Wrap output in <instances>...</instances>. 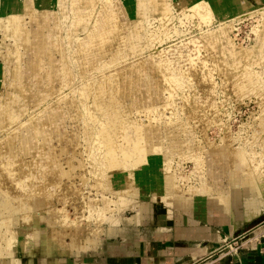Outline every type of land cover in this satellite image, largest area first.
Returning a JSON list of instances; mask_svg holds the SVG:
<instances>
[{
	"label": "rangeland",
	"instance_id": "rangeland-1",
	"mask_svg": "<svg viewBox=\"0 0 264 264\" xmlns=\"http://www.w3.org/2000/svg\"><path fill=\"white\" fill-rule=\"evenodd\" d=\"M234 189L263 220L264 0H0V225L19 237L0 238L5 257L82 231L94 247L146 193L228 204Z\"/></svg>",
	"mask_w": 264,
	"mask_h": 264
},
{
	"label": "crops",
	"instance_id": "crops-1",
	"mask_svg": "<svg viewBox=\"0 0 264 264\" xmlns=\"http://www.w3.org/2000/svg\"><path fill=\"white\" fill-rule=\"evenodd\" d=\"M238 193L230 192L227 206L204 193L169 203L156 192L146 193L137 216L93 236L94 247H89L93 240L80 250L67 242L39 241L28 249L24 240L11 264H264V219L255 220L258 214L247 220ZM235 236L241 241L237 251L226 246Z\"/></svg>",
	"mask_w": 264,
	"mask_h": 264
},
{
	"label": "bare ground",
	"instance_id": "bare-ground-1",
	"mask_svg": "<svg viewBox=\"0 0 264 264\" xmlns=\"http://www.w3.org/2000/svg\"><path fill=\"white\" fill-rule=\"evenodd\" d=\"M195 1V0H194ZM230 1H233V0H230ZM192 3V2H191ZM195 5H196V3H194ZM226 4V3H225ZM199 4H197L196 6H198ZM25 9H26V6L25 5H21L20 6V10L24 13L25 12ZM12 11H14V13L13 14H15V15H12V14H10V15H7L6 16V22L9 24V26H11V28H12V30L14 31V32H17V33H22L24 30L22 29V31H19V24H17L16 23V20H17V17H18V15H17V13H18V11L17 10H12ZM106 22L108 23V25H109V30L110 31H112V30H114L115 29V27H117V24L115 23V22H113V20L111 19V18H106ZM25 34V33H24ZM34 35H36L37 37H38V39H37V41L36 42H34V41H30L29 39H27L26 40V42L27 43H29L28 44V46H30V48H32V49H34L35 51H36V58L34 59L35 61H36V59H37V57H38V55L40 56L41 55V53H43V47H42V41L40 40V38H39V36H38V33H34ZM118 129V128H117ZM100 136H101V139H102V141H103V143H104V145L107 147V150H108V164H109V167H110V169H112V170H114V171H119V170H117V165H119V163L117 164V156H116V151H117V144H116V140H115V138H114V130L113 129H101V131H100ZM100 139V140H101ZM143 147L142 146H140L139 144H135L134 145V152L138 155V156H140V153L143 151V149H142ZM144 152V151H143ZM215 154H217L218 156H220V158L222 159L223 157H224V155H223V153L222 152H217V153H215ZM137 163H138V165L139 166H141V165H143V161H142V158H138L137 159ZM229 167L228 166H224V170L226 171V172H230L231 171V168L229 169ZM251 182V184H250V186H253V181H250ZM223 192H225V190L224 191H222V193L219 195L220 196V198H218V200L220 201V202H222L225 206H227L228 204H227V200H228V198H227V196H222V194H223ZM262 193V192H261ZM263 194V193H262ZM260 199V198H259ZM246 201H248L247 203H246V219L248 220V219H251V218H253L255 215H256V213L258 212V211H260V210H258V209H255V201L252 199L251 200V198H249V199H247ZM261 201V200H260ZM262 201H264L263 199H262ZM221 204V203H220ZM28 206V205H27ZM26 206V207H27ZM260 206H262V205H260ZM28 208H29V206H28ZM264 209V208H263ZM109 210V209H108ZM256 210H258L257 212H256ZM75 221V220H74ZM61 224V223H60ZM6 227H10L9 225H5ZM1 225H0V238L1 239H3V242L6 244V245H9V246H11L12 245V242H14L15 241V239L16 238H18L19 239V237H16V235L14 234V233H10V235H3L2 233H1ZM8 229V228H7ZM52 229H54L53 227H52ZM51 230V229H50ZM55 231V230H54ZM53 230H52V232H54ZM7 232L9 233V231L7 230ZM7 233V234H8ZM82 233V234H81ZM79 235H81L80 237H78V238H80V239H78L79 241V245L78 244H76L75 245V249L76 250H80V248H82V246H80V243H81V245L83 244V243H85V242H87L88 243V236L85 234V233H83V231L81 232ZM56 234V233H55ZM15 235V236H14ZM75 235H78V233H76ZM34 236L35 237H38V233H36V231H34ZM50 236V235H49ZM52 236V235H51ZM59 236H60V234H59ZM73 236V235H72ZM23 237H24V235H23ZM57 237H58V233H57ZM61 237V236H60ZM49 238V237H48ZM62 239H63V236H62ZM76 239V238H75ZM74 239V240H75ZM50 240V239H49ZM57 240V239H56ZM63 241V240H62ZM20 243V246L22 247V246H24V242H23V240L22 241H20L19 242ZM75 243V242H74ZM77 243V242H76ZM48 244V243H47ZM89 245V244H88ZM12 247V246H11ZM74 248V247H73ZM12 252H13V250H12ZM12 252H8V253H6V257H5V253L3 252V247L2 246H0V264H11V257H12ZM5 258V259H4Z\"/></svg>",
	"mask_w": 264,
	"mask_h": 264
},
{
	"label": "built area",
	"instance_id": "built-area-1",
	"mask_svg": "<svg viewBox=\"0 0 264 264\" xmlns=\"http://www.w3.org/2000/svg\"><path fill=\"white\" fill-rule=\"evenodd\" d=\"M239 236H235V237H231L230 239L227 240L226 242V246L233 251H237L239 249V245H238V239ZM233 245H235V247H233Z\"/></svg>",
	"mask_w": 264,
	"mask_h": 264
}]
</instances>
